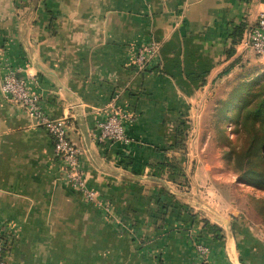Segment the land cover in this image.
<instances>
[{
  "label": "crops",
  "instance_id": "obj_1",
  "mask_svg": "<svg viewBox=\"0 0 264 264\" xmlns=\"http://www.w3.org/2000/svg\"><path fill=\"white\" fill-rule=\"evenodd\" d=\"M262 15L264 0H0V224L8 264H244L239 242L250 230L226 209L181 199L172 170L159 167L179 158L187 107L232 73L223 75L238 57L227 56L234 29ZM151 41L162 50L154 71L142 73L136 58ZM8 68L41 97L50 119L69 118L88 185L107 199L108 213L68 184L53 137L3 94ZM112 106L135 117L126 124L129 143L94 136ZM204 220L224 230L222 241L204 232ZM195 243L209 248L208 260Z\"/></svg>",
  "mask_w": 264,
  "mask_h": 264
},
{
  "label": "rangeland",
  "instance_id": "obj_2",
  "mask_svg": "<svg viewBox=\"0 0 264 264\" xmlns=\"http://www.w3.org/2000/svg\"><path fill=\"white\" fill-rule=\"evenodd\" d=\"M236 55L242 60L220 86L212 89L213 93L206 95L199 106L187 107L186 127L179 133V158L172 162L177 172L169 176L181 199L191 204L203 200L213 210L226 209L260 240L257 250H263L264 187L252 174L264 168V125L258 129L263 148L261 156L257 155L263 160H259L248 155L251 144H255V134L251 125L241 128L239 110L264 86V56L251 51ZM243 89L249 93L234 103ZM236 145L240 149L236 148L235 158Z\"/></svg>",
  "mask_w": 264,
  "mask_h": 264
},
{
  "label": "built area",
  "instance_id": "obj_3",
  "mask_svg": "<svg viewBox=\"0 0 264 264\" xmlns=\"http://www.w3.org/2000/svg\"><path fill=\"white\" fill-rule=\"evenodd\" d=\"M239 47H241V53L251 51L259 56H264V15L260 16L258 22L247 30ZM161 50L162 45L157 41L143 45L135 62L138 71L152 73ZM1 90L11 103L24 109L37 125L46 128L53 137L55 156L66 173L68 184L87 202L108 213L110 205L107 199L88 185L81 162L83 150L71 141L69 136V118L50 119L42 107L41 97L29 89L25 78L10 68L4 73ZM134 120L133 115L125 114L116 106H112L111 112L99 123L94 136L100 144L129 143L131 139L127 134L126 124ZM8 238L6 228L0 224V264H8L6 259ZM195 246L201 256L208 260L209 248L202 243H195Z\"/></svg>",
  "mask_w": 264,
  "mask_h": 264
},
{
  "label": "trees",
  "instance_id": "obj_4",
  "mask_svg": "<svg viewBox=\"0 0 264 264\" xmlns=\"http://www.w3.org/2000/svg\"><path fill=\"white\" fill-rule=\"evenodd\" d=\"M247 26L240 24L237 26L234 31L231 34V48L227 51V56L228 58H235V55L237 54V51L235 50V46L238 45L244 38L247 30ZM242 60L241 57H237L234 59V61L229 64V67L225 70L223 75H226L231 72L232 69L235 68V66L238 64V62ZM249 90H242L238 95L236 96L234 103L237 102V98L241 100V96L245 95L247 96V93ZM245 97H243V100ZM244 106H241L239 110V114L241 116V121L239 124H241V128L244 126L251 125V129L253 130L255 136V144L250 146L248 155L251 153L252 157L255 156L256 158L258 157L257 155L261 156V153L263 151V148L260 147V144L262 143L260 138H258V129L260 126L264 125V86L259 89L258 92L254 93L248 100L245 101ZM254 104H257L258 106H252ZM235 149L233 150V155L238 157V151L237 149H240L238 145L234 147ZM237 148V149H236ZM263 156V155H262ZM259 160H263V157H258ZM251 163V159L248 160ZM161 170L165 169H171L173 172V175L176 174L177 172V167L171 162V161H165L163 164L160 165L159 167ZM252 177L257 179L260 183L261 186L264 187V168H260L259 170H254ZM177 209L179 210V213L185 215V214H190L191 211L188 207L182 205L180 202L176 205ZM192 219L194 220V215L191 214ZM204 227L203 230L206 232L208 235L212 236V239L215 242L222 241L225 237L224 230L220 228L217 225L211 224L208 220H204ZM246 231L249 232L246 228H244ZM260 240H258L256 237H254L252 234H248L247 238L243 240V242H239V247L241 249V261L244 264H248L249 256L251 257H257L260 258V264H264V254H260L257 250L253 252V250H245L244 246L246 245L250 246V248L256 247L257 249V244H259ZM264 251V249H263ZM255 261V260H254ZM253 262V261H251Z\"/></svg>",
  "mask_w": 264,
  "mask_h": 264
}]
</instances>
